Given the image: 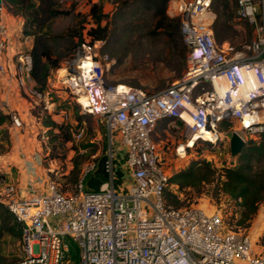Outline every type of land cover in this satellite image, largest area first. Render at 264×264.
<instances>
[{
	"label": "built area",
	"instance_id": "built-area-1",
	"mask_svg": "<svg viewBox=\"0 0 264 264\" xmlns=\"http://www.w3.org/2000/svg\"><path fill=\"white\" fill-rule=\"evenodd\" d=\"M236 2L237 17L252 23L257 33L243 47L217 39L214 0H170L168 12L180 17L188 46L186 69L170 85L149 92L108 81L111 57L106 41L93 38L87 28L47 86L28 87L34 81L33 58L28 51L18 53L9 71L11 35L4 19L6 0H0V73L17 78L36 103L47 108L54 103L52 91L65 89L71 101L96 115L110 132L105 151L110 180L98 190L87 181L98 158L83 166L73 190L63 189L48 175L39 177L44 185L30 196H20L16 183L4 186L0 200L23 226L21 251L10 264H70L73 248L77 264H264V245L258 238L227 221L241 197L225 195L229 209L167 202L166 191L174 185L154 139L157 124L166 118L185 137L176 148L182 156L181 144L186 155L200 141L230 145L233 132L246 141L264 137V0ZM224 83L227 88L221 92ZM13 120L16 126L22 124L15 112ZM225 123L231 125L222 126ZM83 134L80 128L75 137ZM121 148L124 173L118 181Z\"/></svg>",
	"mask_w": 264,
	"mask_h": 264
},
{
	"label": "rangeland",
	"instance_id": "rangeland-1",
	"mask_svg": "<svg viewBox=\"0 0 264 264\" xmlns=\"http://www.w3.org/2000/svg\"><path fill=\"white\" fill-rule=\"evenodd\" d=\"M60 8L71 10L70 14H63L51 20V30L53 32H71L76 26H80L79 20L83 17L81 12H86L93 2H101L104 11L107 13L105 22H109V35L106 38L105 50L110 54L111 64L107 71L109 82H125L133 86L142 87L147 91H156L159 88L173 83L178 77V61L168 53L167 37L158 30L154 31L153 23L145 21L150 19V15H145L140 9L138 0H56ZM170 0L166 8L168 12ZM5 17L6 21L14 10L6 2ZM215 7V6H214ZM218 16V11L214 8ZM9 12V13H8ZM4 13V14H5ZM16 14V13H15ZM22 16V15H20ZM173 16V15H171ZM175 16V15H174ZM23 20L25 18L22 16ZM217 18V17H216ZM8 26V23L6 22ZM24 26V25H23ZM11 35V44L9 47V56L13 57L12 62L17 63V54L30 50L35 42V35H26L23 32L16 34L9 27ZM228 38L238 47H243L256 37V29L249 21L234 18V27L228 32ZM16 36L20 41V47L14 48L12 39ZM74 40L63 39L55 47V55L59 54L63 58L62 64L70 57L71 47ZM4 57V56H3ZM0 56V62L3 59ZM61 64V66H62ZM186 68H184L183 72ZM0 73V109L10 114L9 118L0 125V155L7 153L12 146L16 134L33 143H37L42 154V176H50L59 182L61 187L67 186V190L75 188L72 170L76 162L80 167L85 166L93 158H101L109 147L110 132L101 120L91 113L85 112L82 107L71 101L68 92L59 88L52 91L53 104L50 108L44 106L42 102L36 103L35 98L19 83V80L9 79L8 74ZM53 76V72L51 73ZM35 84V81L28 84V87ZM21 106V107H20ZM12 107L13 109H10ZM19 108H25L29 112L28 118L15 130L13 113L18 114ZM68 111V118L63 119V111ZM51 117L61 127L48 126L45 121ZM32 122V123H31ZM171 121H160L154 132V139L159 145L160 153L163 158L165 168L169 173H173L186 167L194 158H206L214 165H236L238 155H233L230 145L219 140L211 147H203L205 141L196 143L193 147L187 149L185 156L179 154L177 146L185 141L181 128H177L170 123ZM16 127V126H15ZM225 127V126H224ZM84 129L81 138H76L77 130ZM69 132V133H68ZM18 134V135H19ZM70 134V137H66ZM115 144L118 143L117 132L113 133ZM36 144V145H37ZM25 146V145H22ZM125 148L120 149L119 162L116 170L118 181L123 179V158ZM2 158V157H1ZM0 169L3 167L0 163ZM123 171V172H122ZM1 174V173H0ZM2 175V174H1ZM184 196V193L181 194ZM190 195V194H189ZM195 201V202H194ZM187 202L197 203L209 208L216 206L229 209L225 195L218 197L212 193H205L197 199H189ZM238 207V205H237ZM235 212V208H233ZM233 214V213H232ZM235 214H237L235 212ZM247 231L253 238H258L259 244L264 245L262 235L264 233V204L259 209ZM3 251L10 258H17L21 251V239L6 234L3 239ZM71 259L70 264L72 263Z\"/></svg>",
	"mask_w": 264,
	"mask_h": 264
},
{
	"label": "trees",
	"instance_id": "trees-1",
	"mask_svg": "<svg viewBox=\"0 0 264 264\" xmlns=\"http://www.w3.org/2000/svg\"><path fill=\"white\" fill-rule=\"evenodd\" d=\"M138 1L141 3L140 9L145 15H150V19L145 21L151 23L153 19H156L155 23L152 21L154 31L160 30L168 38V53L173 56L175 61H178V72L181 76L187 64L188 46L183 39L180 17L167 14L166 8L169 0ZM6 2L16 14L25 18L23 32L26 35H35L34 45L28 52L33 58L31 76L38 88H45L51 73L61 67L63 58L59 54L55 55V47L60 41L63 39L74 40L77 37L71 47L72 55L79 43L78 39L83 37L84 28H87L88 33L96 39L106 40L109 35V22L104 21L107 13L99 1L93 2L86 12L80 13L83 15L79 20L80 26H76L71 32L57 33L51 30V20L63 14H70L71 10L60 8L56 0H6ZM213 7L218 11L213 25L215 35L220 41L229 39L227 32L234 27V18L237 17V2L236 0H214ZM88 24L90 26H87ZM149 92L152 91L149 90ZM9 116V113L0 109V125ZM163 120L171 121L170 118ZM45 124L52 128L62 126L51 117L45 121ZM230 125L231 123H225L222 126ZM69 137L70 134L66 139ZM212 145L213 142L205 141L203 147ZM82 168H79L76 162L72 170V181L75 186ZM90 176L87 177V181ZM170 183L174 186L167 189L166 200L176 206L191 204L192 202H187V200L197 199L205 193H212L217 197L220 194L228 195L236 200L241 197L242 200L238 201L239 205L235 210L237 214L233 212L228 216L227 221L236 229L247 228L259 206L264 204V137L260 140L248 139L238 155L236 165L218 166L206 158H194L186 167L171 173ZM63 189L67 190L68 188L64 186ZM183 193L184 196L181 195ZM22 233V222L9 206L0 200V264H10L18 258H10L4 253V236L9 234L21 239ZM262 241L264 242V233ZM72 252L73 261L71 264H77V250L73 248Z\"/></svg>",
	"mask_w": 264,
	"mask_h": 264
},
{
	"label": "crops",
	"instance_id": "crops-1",
	"mask_svg": "<svg viewBox=\"0 0 264 264\" xmlns=\"http://www.w3.org/2000/svg\"><path fill=\"white\" fill-rule=\"evenodd\" d=\"M5 15L6 13L4 14V19H6ZM7 18L9 20L5 21L8 23V26L11 27L17 35L20 34L24 24L22 16H20V14L13 13ZM13 38L12 42L16 50V48L20 47V41H18L16 36ZM8 65L10 68L9 71H13L14 63L12 62L11 64L9 61ZM12 79H14V81L17 80V78ZM10 109L13 108L10 107ZM18 109V115L20 118H23L24 121L28 118L26 121H29L28 110L25 108L21 109L19 107ZM15 126L16 125H14L15 130H20L18 126ZM18 134H16L17 138L13 140L11 149L7 153L0 155V163L3 167V172L0 176V192L7 183L13 182L17 184L18 194L20 196H30L33 193V189L36 188L37 190H40L44 185L42 184L43 182L39 180V177H43L41 171L42 154L37 143L36 145L33 143V140L29 141L24 137L22 138L20 136L21 133L19 135ZM32 184H35V186H32Z\"/></svg>",
	"mask_w": 264,
	"mask_h": 264
},
{
	"label": "water",
	"instance_id": "water-1",
	"mask_svg": "<svg viewBox=\"0 0 264 264\" xmlns=\"http://www.w3.org/2000/svg\"><path fill=\"white\" fill-rule=\"evenodd\" d=\"M246 140L242 136L233 132L230 139V148L233 155H238L243 146L245 145ZM107 159L108 156L104 153L99 159L98 167L94 171L93 175L88 180V186L90 188L98 190L104 182L110 180V172L107 169Z\"/></svg>",
	"mask_w": 264,
	"mask_h": 264
},
{
	"label": "bare ground",
	"instance_id": "bare-ground-1",
	"mask_svg": "<svg viewBox=\"0 0 264 264\" xmlns=\"http://www.w3.org/2000/svg\"><path fill=\"white\" fill-rule=\"evenodd\" d=\"M226 88H227V84L224 83L223 86H221V92H225ZM184 149H185V146H183V144H181L179 150L183 153V156L185 155V150Z\"/></svg>",
	"mask_w": 264,
	"mask_h": 264
}]
</instances>
